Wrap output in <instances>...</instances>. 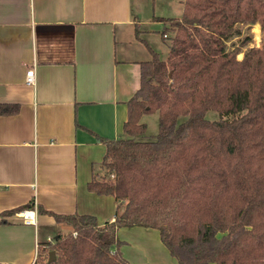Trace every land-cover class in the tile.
Instances as JSON below:
<instances>
[{"label":"trees","instance_id":"trees-1","mask_svg":"<svg viewBox=\"0 0 264 264\" xmlns=\"http://www.w3.org/2000/svg\"><path fill=\"white\" fill-rule=\"evenodd\" d=\"M182 5L179 17L155 18L168 24V56L152 50L141 63L124 136L99 138L106 173L94 172L88 189L115 197L114 220L100 226L93 215L38 207L71 231L41 243L35 264H130L123 227L157 230L178 264H264V0ZM240 24H259L263 35L242 60L226 44ZM16 111L0 105V114ZM151 113L158 132L150 140L142 118Z\"/></svg>","mask_w":264,"mask_h":264},{"label":"crops","instance_id":"crops-1","mask_svg":"<svg viewBox=\"0 0 264 264\" xmlns=\"http://www.w3.org/2000/svg\"><path fill=\"white\" fill-rule=\"evenodd\" d=\"M147 1L0 0V105L17 107L0 114V264H35L41 243L71 231L38 207L93 215L100 226L114 220L115 197L88 184L105 175L99 138L124 136L141 63L159 53L142 34L167 16ZM30 204L35 223L25 224L18 209ZM117 235L130 264H178L155 229Z\"/></svg>","mask_w":264,"mask_h":264},{"label":"rangeland","instance_id":"rangeland-1","mask_svg":"<svg viewBox=\"0 0 264 264\" xmlns=\"http://www.w3.org/2000/svg\"><path fill=\"white\" fill-rule=\"evenodd\" d=\"M147 2H151V0H148ZM146 4V3H145ZM148 4V3H147ZM146 4V5H147ZM156 12L157 14H162L167 17H179L180 10H179V1L178 0H156ZM160 26H154L150 27L147 30H150L151 32L148 34H145L143 32L142 35H144V38L150 41V44L153 46H158L157 50L159 52V55L162 59H166L168 56V47H169V40H163L161 32L163 31L165 26H168V24H165L162 22ZM239 33L234 34L227 42V49L233 50V49H239V53L237 55L238 60H242L245 53L255 47L260 48L262 46V40L263 35L261 33V28L259 24H240L236 26ZM169 35H171V32H168ZM162 46V48L160 47ZM164 45V48H163ZM161 50V51H160ZM206 118L213 120L215 118H218V113L215 111H209L206 115ZM142 122L146 123L148 126L147 133H146V139H153L154 136L158 132V113H151L147 114L142 118ZM104 173H106L104 171ZM103 175V174H102ZM67 234V233H62ZM55 236V235H54ZM54 237H52L49 242H53Z\"/></svg>","mask_w":264,"mask_h":264},{"label":"built area","instance_id":"built-area-1","mask_svg":"<svg viewBox=\"0 0 264 264\" xmlns=\"http://www.w3.org/2000/svg\"><path fill=\"white\" fill-rule=\"evenodd\" d=\"M26 84H33L34 83V68H30L26 72V78H25ZM35 212L36 209H27L24 211H21L19 213V216L22 218L23 222L25 224H34L35 223Z\"/></svg>","mask_w":264,"mask_h":264},{"label":"water","instance_id":"water-1","mask_svg":"<svg viewBox=\"0 0 264 264\" xmlns=\"http://www.w3.org/2000/svg\"><path fill=\"white\" fill-rule=\"evenodd\" d=\"M56 255H55V252L54 251H51L49 253V258H48V261L51 262L55 259Z\"/></svg>","mask_w":264,"mask_h":264}]
</instances>
